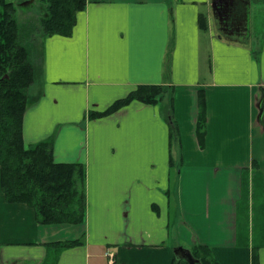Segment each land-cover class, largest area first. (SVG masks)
Instances as JSON below:
<instances>
[{"label":"crops","instance_id":"1","mask_svg":"<svg viewBox=\"0 0 264 264\" xmlns=\"http://www.w3.org/2000/svg\"><path fill=\"white\" fill-rule=\"evenodd\" d=\"M228 1L231 16L219 10L223 0H86L71 36L42 40L23 144L52 137L56 163L85 166L86 216L39 225L0 187V264H42L50 243L76 239L82 245L62 250L56 264H109L106 250L113 264H186L173 249L196 246L216 264H251L253 251L264 264V28L249 26L264 1ZM138 85H164L170 95L89 118Z\"/></svg>","mask_w":264,"mask_h":264},{"label":"trees","instance_id":"2","mask_svg":"<svg viewBox=\"0 0 264 264\" xmlns=\"http://www.w3.org/2000/svg\"><path fill=\"white\" fill-rule=\"evenodd\" d=\"M45 14L40 18L39 41L30 46L24 39L16 18V6L0 0V187L7 203L25 204L35 213L39 225H77L86 216V171L81 163H56L53 160V138L29 147L22 138V120L29 106L28 90L43 75L42 40L59 35L69 37L75 26L76 14L86 7V0H41ZM199 28L206 26L205 17L198 18ZM30 28V27H29ZM170 89L164 85H138L124 98L116 100L103 112H92L89 118L110 115L133 101L158 105ZM169 125L170 144L178 142L177 125L170 101L163 107ZM196 136L203 146L206 133V110L202 92L198 94ZM82 239L53 242L52 257L42 264H56L58 254L67 248L82 245ZM198 264H216L209 248L191 249ZM173 264H176L174 261ZM251 264H258L256 251Z\"/></svg>","mask_w":264,"mask_h":264},{"label":"rangeland","instance_id":"3","mask_svg":"<svg viewBox=\"0 0 264 264\" xmlns=\"http://www.w3.org/2000/svg\"><path fill=\"white\" fill-rule=\"evenodd\" d=\"M7 1H13L14 5L16 6V18L19 23L20 29L22 30L24 29L25 32L24 39L26 41L30 39L31 42L30 46L32 45V43L35 45L36 42L39 41V37H40L39 21L40 18L45 14V7L43 3L40 0H33V4L31 6L25 7L23 6L24 5L23 2L19 3V1L17 2L16 0H7ZM263 7L264 6L260 5L258 11L260 9H264ZM258 11L252 15L251 23H249V26L251 27L252 25V29L257 28L259 32H262L264 28V12L258 13ZM51 251H52L51 255H49L48 257L50 256L52 257L53 249ZM24 264H31V263L25 262Z\"/></svg>","mask_w":264,"mask_h":264},{"label":"water","instance_id":"4","mask_svg":"<svg viewBox=\"0 0 264 264\" xmlns=\"http://www.w3.org/2000/svg\"><path fill=\"white\" fill-rule=\"evenodd\" d=\"M173 254L179 260H184L186 264H198L199 260L195 259L189 249L177 247L173 249Z\"/></svg>","mask_w":264,"mask_h":264},{"label":"built area","instance_id":"5","mask_svg":"<svg viewBox=\"0 0 264 264\" xmlns=\"http://www.w3.org/2000/svg\"><path fill=\"white\" fill-rule=\"evenodd\" d=\"M105 256L108 258V263L109 264H113L114 263V256L115 255L111 251L106 250Z\"/></svg>","mask_w":264,"mask_h":264},{"label":"flooded vegetation","instance_id":"6","mask_svg":"<svg viewBox=\"0 0 264 264\" xmlns=\"http://www.w3.org/2000/svg\"><path fill=\"white\" fill-rule=\"evenodd\" d=\"M223 3L226 5L227 4V8H225V9H219L222 13L223 12H225V10H227V12H228V14L229 13H231V12H229V11H232L233 10V8L229 5L230 4V2L228 1V0H223ZM230 15V14H229ZM232 15V14H231ZM230 15V16H231ZM235 16V15H234Z\"/></svg>","mask_w":264,"mask_h":264}]
</instances>
